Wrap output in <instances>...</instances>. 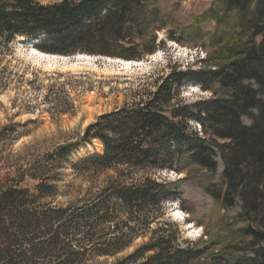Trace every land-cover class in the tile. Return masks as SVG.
<instances>
[{
    "label": "trees",
    "instance_id": "trees-1",
    "mask_svg": "<svg viewBox=\"0 0 264 264\" xmlns=\"http://www.w3.org/2000/svg\"><path fill=\"white\" fill-rule=\"evenodd\" d=\"M214 4L211 18L229 39L198 69L172 68L131 105L98 117L75 143L0 176V264H264V0ZM164 18L156 0H0V39L27 45L44 36L34 48L42 54L139 62L165 45L157 35ZM175 29L168 41L202 33L193 26L177 37ZM186 85L211 96L183 101ZM19 126L0 129V146L18 139ZM94 141L102 153L72 165L89 186L56 204L69 157ZM189 167L213 178L204 189L222 210H240L243 226L224 250L231 261L216 255L201 263L209 247L181 243L179 227L165 219L168 202L182 198L181 180L158 174L181 175ZM74 187L65 185L70 195ZM139 239L149 240L108 262ZM90 255L107 260L91 263Z\"/></svg>",
    "mask_w": 264,
    "mask_h": 264
},
{
    "label": "rangeland",
    "instance_id": "rangeland-1",
    "mask_svg": "<svg viewBox=\"0 0 264 264\" xmlns=\"http://www.w3.org/2000/svg\"><path fill=\"white\" fill-rule=\"evenodd\" d=\"M35 1L46 5L63 0ZM156 1L165 17L164 29L157 31L158 40L165 45L158 47L154 57L145 56L138 62L141 64L133 65L128 70H123L107 59L124 60L89 54L83 55L93 57L94 61L92 64L84 62L81 68H65L70 65L68 60L70 62L81 56L77 54L61 56L67 58L66 63L62 60L58 62V67L46 69L44 62L38 64L28 57L30 51L37 49L36 45L44 36L35 37L27 45L19 44L17 40L6 44L4 39H0V129L20 125L17 128L18 139L0 146V176L16 172L15 167L18 165L39 162L44 155L59 146L75 143L98 117L131 105L137 93L153 90L172 68L198 69L200 62L206 60L209 53L221 50L229 39L225 36L229 34L228 29L218 30L216 22L211 18L210 12L215 7V0ZM193 26L199 27L202 33L196 36L185 35L181 43L168 41V31H174L175 28L183 31ZM179 31L172 32V35L175 33L179 37ZM220 33L224 34L222 40L216 39ZM210 96L211 93L204 92L198 86L186 85L181 90L180 98L186 102H195ZM245 122L251 124L248 119ZM102 151L100 143L94 141L82 145L69 157V163L61 171L63 177L56 204H67L75 194L79 195L86 190L89 186L86 177L76 179L72 165ZM222 172L223 164L214 182L219 180ZM205 175L206 172L197 167H189L181 175L172 172L158 174L160 179L170 183L181 180L178 187L182 198L168 202L165 219L179 227L181 243L190 241L202 248L209 247L201 263L211 262L210 258L216 255L231 261L232 252L224 250L232 240L230 236L233 231L243 226L237 219L240 210H222L205 192L204 187L213 180L211 176ZM26 182L33 189L35 183ZM65 185L75 186L72 195L68 194L72 190L65 189ZM80 188L82 191L77 193ZM178 212L180 215L175 216ZM148 240H137L130 250L109 258L108 262L128 256ZM86 259L91 263L107 260L91 255Z\"/></svg>",
    "mask_w": 264,
    "mask_h": 264
},
{
    "label": "bare ground",
    "instance_id": "bare-ground-1",
    "mask_svg": "<svg viewBox=\"0 0 264 264\" xmlns=\"http://www.w3.org/2000/svg\"><path fill=\"white\" fill-rule=\"evenodd\" d=\"M20 44H21V42H20ZM154 56L152 55V57H154ZM28 57L33 59L38 64L41 62H44L46 69H53L55 67H58V62H61L62 60L65 63L67 61V58L45 55V54L40 53L36 49H33L32 51H30V55ZM93 59H94L93 57H87V56L81 54V56H77L76 59L73 61L69 62V60H68V64H70V65L65 66V68H71V69L81 68L82 66L85 65L84 62H86V61H89V64L90 63L92 64V61H94ZM107 60L111 63L118 64L120 68H123V70H128L133 65L141 64L138 62H128V61H120V60H112V59H107ZM177 215L179 216L180 212L175 214V216H177Z\"/></svg>",
    "mask_w": 264,
    "mask_h": 264
},
{
    "label": "water",
    "instance_id": "water-1",
    "mask_svg": "<svg viewBox=\"0 0 264 264\" xmlns=\"http://www.w3.org/2000/svg\"><path fill=\"white\" fill-rule=\"evenodd\" d=\"M79 55V54H78Z\"/></svg>",
    "mask_w": 264,
    "mask_h": 264
}]
</instances>
